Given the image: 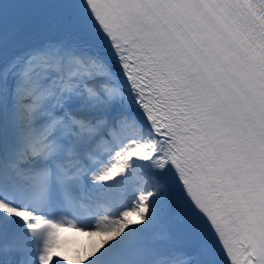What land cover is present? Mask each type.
<instances>
[{
  "label": "snow or ice",
  "instance_id": "snow-or-ice-1",
  "mask_svg": "<svg viewBox=\"0 0 264 264\" xmlns=\"http://www.w3.org/2000/svg\"><path fill=\"white\" fill-rule=\"evenodd\" d=\"M264 264V0H0V264Z\"/></svg>",
  "mask_w": 264,
  "mask_h": 264
},
{
  "label": "bare ground",
  "instance_id": "bare-ground-1",
  "mask_svg": "<svg viewBox=\"0 0 264 264\" xmlns=\"http://www.w3.org/2000/svg\"><path fill=\"white\" fill-rule=\"evenodd\" d=\"M83 236H84V239L82 240V244H81L80 248L78 249V251H76V254H75L74 258L72 259V261H76L77 264L79 262V259L84 255V253L86 251H90L92 244L98 240L97 237H91L87 233H83ZM69 247H70V244H67L63 248L59 247L57 251L64 250L65 248H69ZM65 260L67 261L66 258H65Z\"/></svg>",
  "mask_w": 264,
  "mask_h": 264
},
{
  "label": "rangeland",
  "instance_id": "rangeland-1",
  "mask_svg": "<svg viewBox=\"0 0 264 264\" xmlns=\"http://www.w3.org/2000/svg\"><path fill=\"white\" fill-rule=\"evenodd\" d=\"M83 239L84 236L82 234L75 244H72L69 249L57 251V255L64 256L68 261L67 264H77V262L72 261V259L74 258L76 251L80 248Z\"/></svg>",
  "mask_w": 264,
  "mask_h": 264
}]
</instances>
